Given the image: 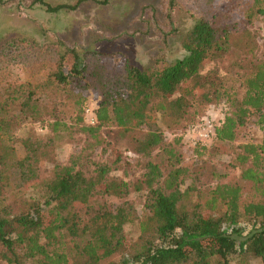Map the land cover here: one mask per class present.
<instances>
[{
  "label": "trees",
  "instance_id": "1",
  "mask_svg": "<svg viewBox=\"0 0 264 264\" xmlns=\"http://www.w3.org/2000/svg\"><path fill=\"white\" fill-rule=\"evenodd\" d=\"M36 1L50 12L75 9L81 2L52 6ZM174 3L169 0L168 16ZM256 15L264 17V0H229L224 13L212 20L206 16L193 20L179 56L157 57L147 65L125 57L121 65L106 67L98 58L100 54L80 56L68 48L59 54L55 69L26 83L21 112L28 115L33 110L29 104L35 94L91 88L99 97L96 123L85 121L88 106L79 108L75 121H85L80 130L94 134L115 123L128 134L131 150L148 156L165 139L161 131L144 127L160 118L170 129L192 107L201 109L221 99L219 85L201 72L206 60L220 59L232 49L254 56V39L238 24L250 23ZM226 19L234 21L230 24ZM261 54L260 59H249L243 66L241 91L228 99L232 109L214 127V140L229 144L248 115L257 114L263 132L260 143L242 144L232 160V167L240 169L239 178L252 185L249 196L241 184L226 179L214 167L205 169L203 162L176 165L163 174L158 164L148 161L141 179L132 185L110 175L104 164H98L88 176L72 165L56 166L45 184L47 195L42 201L18 197L3 203V196L36 176L40 158L49 157L52 137L40 139L30 131L22 141V157L0 139V264H228L231 254L238 255L240 261L251 256L264 264V41ZM19 119L18 115L13 118ZM9 124V109L0 104V130ZM60 126L65 123L55 117L40 128L55 132ZM216 144L201 148L209 154L211 149L223 153ZM205 172L211 184L201 182L206 180ZM131 190L146 192L147 212L139 217L135 240L127 241L124 232V225L137 219L127 202L87 216L80 210L95 195L121 198ZM242 218L248 221L241 222ZM240 236L243 239L238 241ZM116 256L118 260H111Z\"/></svg>",
  "mask_w": 264,
  "mask_h": 264
},
{
  "label": "rangeland",
  "instance_id": "2",
  "mask_svg": "<svg viewBox=\"0 0 264 264\" xmlns=\"http://www.w3.org/2000/svg\"><path fill=\"white\" fill-rule=\"evenodd\" d=\"M57 4H75L78 0H44ZM81 0L75 9L62 8L47 11L46 6L36 0H0V104L9 109L10 124L0 130L1 142L12 146L17 157L24 156L23 139L34 131L40 139L52 137L49 157L40 158L36 176L25 185H20L3 196L7 203L18 197L43 200L47 195L46 182L53 177L56 166L72 165L85 175H92L98 164L109 167L110 175L119 177L132 185L141 179L145 163L159 165L163 174L180 164L199 165L205 163L222 172L226 179L241 184L249 196L251 183L239 178L240 169L232 167V160L241 151L244 143H260L263 132L257 124V114L251 112L245 123L237 129V137L232 143H218L214 136L203 138L200 131L209 121L214 127L232 108L229 98L241 91L239 76L249 59H260L264 41V17L256 15L250 23L240 22L238 27L247 29L254 39V56L240 50H230L220 59L206 60L201 72L219 85L222 97L218 102L207 104L201 109L192 107L189 114L180 119L172 128H167L159 118L145 130H158L164 135L165 143L155 148L148 156L131 150L128 134L115 123H109L88 134L80 130L81 121H75L78 109L85 106L96 108L99 97L91 88L84 90H52L40 96H33L25 115L21 112V102L25 99L26 83L36 81L43 72L55 69L59 54L70 48L83 56L86 52L100 54L98 58L106 67L121 65L128 57L137 65H147L157 57L168 59L179 56L182 40L196 17H208L224 13L229 0H175L169 13V0ZM232 24L233 19H226ZM69 59V57H67ZM69 61L65 64L68 66ZM40 66H43L40 69ZM39 67V68H38ZM31 86V84H30ZM37 88L35 92L39 93ZM12 96V97H9ZM80 115H83L79 110ZM19 116V120L13 118ZM65 123L55 132L48 125L53 118ZM50 118V119H49ZM215 143L223 153H208L201 145L211 147ZM171 151V152H170ZM198 155V152H201ZM264 169V158L261 162ZM204 184H211L205 172ZM188 183V181H187ZM186 182L181 185L184 188ZM145 191H133L123 197L93 196L80 210L92 215L101 210H114L127 202L132 205L137 216L134 222L124 225L127 241L139 235L138 220L147 212ZM46 217V216H44ZM248 219H241L247 222ZM238 241L243 239L237 237ZM119 256L111 260H118ZM231 254L228 264H260V260L246 256V262Z\"/></svg>",
  "mask_w": 264,
  "mask_h": 264
},
{
  "label": "built area",
  "instance_id": "3",
  "mask_svg": "<svg viewBox=\"0 0 264 264\" xmlns=\"http://www.w3.org/2000/svg\"><path fill=\"white\" fill-rule=\"evenodd\" d=\"M94 110L95 108L92 107H87L85 109V121L88 124L96 123V116L94 114ZM200 136L203 138H210L214 136V126L209 121L204 124L203 128L200 131Z\"/></svg>",
  "mask_w": 264,
  "mask_h": 264
}]
</instances>
